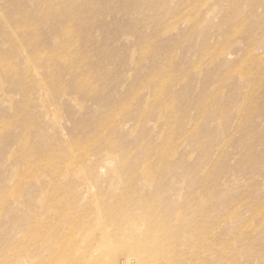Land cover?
Instances as JSON below:
<instances>
[{"label":"rangeland","instance_id":"374dc122","mask_svg":"<svg viewBox=\"0 0 264 264\" xmlns=\"http://www.w3.org/2000/svg\"><path fill=\"white\" fill-rule=\"evenodd\" d=\"M0 264H264V0H0Z\"/></svg>","mask_w":264,"mask_h":264}]
</instances>
